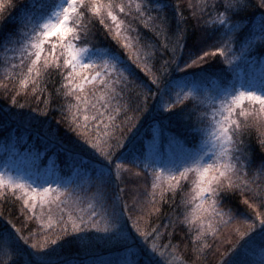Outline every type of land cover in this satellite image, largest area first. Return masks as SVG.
I'll list each match as a JSON object with an SVG mask.
<instances>
[{
	"label": "snow or ice",
	"instance_id": "1",
	"mask_svg": "<svg viewBox=\"0 0 264 264\" xmlns=\"http://www.w3.org/2000/svg\"><path fill=\"white\" fill-rule=\"evenodd\" d=\"M247 4H190L201 35L189 46L188 20L177 3L173 23L168 0H0V48L12 54L5 59L4 79L43 94L40 84L56 85L58 77L70 98L56 105L51 93L35 96L45 107L24 111L28 102L14 89L10 105L0 106V134L6 133L0 197L14 190L24 217L18 226L0 210V264H186L177 246L163 238L187 224L195 233L193 250L202 254L211 248L210 238L243 215L231 203L236 198L259 228L247 220L244 231L235 227L238 240L218 264H264V157L254 166L245 139L255 129L264 148V55H253L264 47V18L258 30L237 19ZM205 16L213 27L199 29ZM213 63L222 67L212 71ZM0 87L9 92L7 85ZM57 107L61 118L53 124L47 117ZM149 111L175 116L186 136L168 134L164 119L142 132ZM60 124L75 138L62 134ZM49 151L64 155L70 173L55 163L40 170L37 161ZM97 156L103 161L99 168ZM17 160H30L32 170L21 173ZM123 171L153 177L144 200L137 191L131 205L124 201ZM189 179L191 188L184 192L181 181ZM163 183L160 200L171 189L175 207L165 213V223L153 225L145 217L162 211L155 190ZM33 220L37 230L30 227ZM101 244L118 255L98 256ZM73 246L76 252L68 254Z\"/></svg>",
	"mask_w": 264,
	"mask_h": 264
},
{
	"label": "trees",
	"instance_id": "2",
	"mask_svg": "<svg viewBox=\"0 0 264 264\" xmlns=\"http://www.w3.org/2000/svg\"><path fill=\"white\" fill-rule=\"evenodd\" d=\"M18 3H22L23 0H17ZM169 8L167 10V15L169 16L170 20L173 21V23L178 18V13L175 12V5L177 3L180 4L181 10L183 12V15L187 18L188 24H189V46L193 41H195L200 35L201 31L198 30V27L196 25V20L192 16V8L189 7L190 4H195L196 0H168ZM9 12H12L11 9H9ZM7 14V13H6ZM15 12H12V19H15ZM237 19H243V22L245 25H247L250 29L258 30L260 26L261 19L264 18V7L260 6V0H248L247 7L244 11L240 12L239 16L236 17ZM131 20V18H128ZM208 20L207 24H204L203 21ZM9 28L13 27L12 23L9 22L8 25ZM142 27V26H141ZM213 27V21L205 16L201 18V24L199 25V29L202 28H212ZM151 33L148 34L149 36V42L155 43V41L151 40ZM55 38V37H53ZM161 43L164 41L165 37L162 35L157 38ZM11 53H5L3 48H0V85H7V88L9 89L8 93H5L3 91V88L0 87V106H3L5 104L10 105V95L15 94L13 90L15 89L19 93V98L21 102H28V106L24 109V111H30L31 108H36L39 106V108L43 109L45 105L43 103H39L37 105V101L34 99L35 96H48L50 93L52 94L53 102L56 105H63L70 101L69 99H66L64 96V92L67 90L63 86V82L59 81V78L57 77L58 83L56 85H53L52 83H41L40 87L45 88L46 91L41 94L40 92H36L35 94L32 92L31 85L27 86L26 88H21L19 85L18 80L13 82L4 79L6 75L5 69L7 68V64L5 63V59L11 57ZM253 55L255 56H261L264 55V47H257ZM222 67V65L219 64H212L211 70L212 71H218L219 68ZM60 89L57 91V89ZM150 105L155 104V101H149ZM50 115L47 117V119L51 120L53 124L57 123V120H59L60 112L58 107L57 108H50ZM164 111V110H161ZM43 118V117H42ZM143 119V126L141 128L142 132H147L149 128L152 126L154 119H164V124L166 126V129L168 130V134H175L178 137L186 136V128L182 121L178 120L175 116L171 118H164L161 116L160 112L157 111H149L148 113H145L142 117ZM60 131L62 134H66V136L69 139H74L75 136L73 133L66 132L63 124L59 125ZM6 135L0 134V143H2V136ZM35 139V138H33ZM246 142L248 144V149L250 153L253 156L254 159V166L259 165L260 158L264 157V148L261 147V144L259 142V134L256 132L255 129L252 130L251 136L245 137ZM40 150L44 151V145L40 146ZM3 156V153L0 152V157ZM92 158V157H89ZM95 163L94 166L99 168L102 161V158L95 157ZM2 159H0L1 164ZM52 163H55L56 168L62 169V171L65 174L70 173L71 169L69 167L68 162L66 161L64 155L62 153L56 154L52 152H48L47 156L39 161H37V164L40 166V170L44 171V169L48 166H51ZM124 163H127L125 161ZM131 167V165H129ZM122 178L125 180V184H121L120 187L125 188V195H124V201H126L129 205L132 203V196L137 195V191L139 193V197L141 200H144L145 197L149 192L152 191L151 184L153 177L151 175H145L141 176L139 178H136L132 174H130L127 171L122 172ZM182 184L185 185L184 192H187L189 188H191V179L181 181ZM136 189V191H133V189ZM161 188H167V183H163L162 185L158 186L156 191L157 199L160 200L161 196ZM14 190L8 189L5 190V196L0 197V210H3L5 213V216H9L10 218L14 219L18 226H20V222L23 221L24 217L20 212V209L22 207V200H20L17 196L12 195V192ZM110 194L115 192V185L112 186V188L109 190ZM164 196L163 200H160V202L156 205L157 207H160L162 211L160 213H152L151 216L146 215V219L149 220L153 225L156 224H163L166 222L165 220V213L169 212L175 205L172 203L173 200V192L171 189L168 191H165L162 193ZM6 197V198H5ZM150 199V197H149ZM175 202L177 205L181 206V211H183L184 205L181 204L180 196L177 195L175 197ZM111 203V201H109ZM232 205L234 207H238L240 211L243 213V215L237 216L236 221H233V224L229 226V228L223 230L222 234L217 237L215 240H212L211 238L208 240V243L211 244V248H206L205 251L202 254H197L193 250L192 246V240L191 236L194 235V231L190 230L189 225L184 224L181 225L174 230H172L173 234L171 237L165 236L163 238V243L167 244L169 241L172 245L177 246L176 255L180 258H182L186 264H218V261L220 260V256L222 253L228 251L233 244L236 243L238 240V234H236L233 229L235 227H240L241 231H244L247 228V223L245 221L247 220L248 223L255 222L257 225L259 224L258 221L255 220L254 214L250 209H248L245 205H243L239 198L234 199L232 202ZM85 205H81L80 207H84ZM146 207H150L146 204ZM189 207H194V205H189ZM70 209L74 210V206L69 205ZM117 210H120L118 207ZM140 213H134V215H139ZM44 219L47 220V216H44ZM2 219H0V226H2ZM30 227L32 230H37L40 225L35 220L29 222ZM131 224V221H129V225ZM142 222V227H143ZM192 229H195V225H192ZM150 230V229H149ZM203 244V242H201ZM68 254H74L76 252L75 247H70L67 250ZM96 254L98 256H108L111 257L115 254H118L115 249H112L110 247H105L103 244L97 249ZM169 260H172L173 258L171 256L168 257Z\"/></svg>",
	"mask_w": 264,
	"mask_h": 264
},
{
	"label": "rangeland",
	"instance_id": "3",
	"mask_svg": "<svg viewBox=\"0 0 264 264\" xmlns=\"http://www.w3.org/2000/svg\"><path fill=\"white\" fill-rule=\"evenodd\" d=\"M16 163H17V166L19 167L21 173L28 172V171L32 170V164H31L30 160H17ZM2 166H3V162H1L0 168H2ZM12 175L15 176V175H17V173L13 172ZM257 228H259V224L257 225ZM116 255H118V254H115L111 257H115ZM108 256H104V257H108Z\"/></svg>",
	"mask_w": 264,
	"mask_h": 264
}]
</instances>
